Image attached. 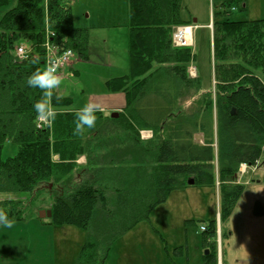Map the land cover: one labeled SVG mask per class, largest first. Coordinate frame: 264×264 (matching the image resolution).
I'll return each mask as SVG.
<instances>
[{"label":"trees","instance_id":"1","mask_svg":"<svg viewBox=\"0 0 264 264\" xmlns=\"http://www.w3.org/2000/svg\"><path fill=\"white\" fill-rule=\"evenodd\" d=\"M182 1L129 0L130 73L106 82L109 92L125 95L126 106L116 119L95 111V126L76 134L70 99L45 96L27 78L46 68L47 44L87 60L89 31L74 24L69 0H0V7L13 5L0 19V194L27 195L1 199L0 211L23 222L40 196L50 195V223L86 232L76 264H105L112 244L149 220L173 191L188 188L190 178L200 186L219 183L227 219L244 190L236 184L240 166L263 156L264 19L232 21L231 7L244 8L245 0L221 5L213 20L215 85L204 89L189 75L192 48L172 42L176 27L191 25ZM22 41L32 47L26 61L14 55ZM38 101L53 109L43 129ZM146 130L153 133L147 142L140 136ZM197 134L204 144L195 142ZM8 142L18 151L4 159ZM82 156L85 165L77 163ZM206 227L215 237L216 222ZM216 248L209 244L204 264H218Z\"/></svg>","mask_w":264,"mask_h":264},{"label":"rangeland","instance_id":"2","mask_svg":"<svg viewBox=\"0 0 264 264\" xmlns=\"http://www.w3.org/2000/svg\"><path fill=\"white\" fill-rule=\"evenodd\" d=\"M225 1H182V15L186 21L191 22L189 26L193 28L190 29L193 34L190 43L181 48H192L196 58L189 68V75L194 77L198 72L204 89H209L211 83L212 87L215 85L212 74L213 20ZM69 2L77 26L89 31V57L82 60L73 51L74 57L72 56L67 66L59 71L61 83L51 90V94L56 92L66 94L71 101L66 109L79 110L104 95L115 94L106 88L107 80L130 73L129 0H69ZM245 4L247 5L245 9L243 3L231 7L229 18L232 21L264 19V0H245ZM12 7L13 5L0 7V19ZM107 11L114 17V21L106 17ZM99 14H104V17L96 18ZM25 45L28 52L32 53L31 45ZM140 136L143 141L152 139L146 140L145 135ZM195 142L204 144L203 135L197 134ZM17 151L18 146L8 142L3 150V158L13 157ZM236 184H242L244 190L227 219L223 217L219 183L216 187L188 185L186 189L173 191L165 203L154 209L149 220L139 223L115 242L106 264H204V256L209 251L207 248L211 243L217 246L218 264H264L263 159L257 167L239 168ZM16 198H27V195L0 194V200ZM50 201V195L40 196V199L29 208L32 217L26 222L32 220L40 222L33 212L47 210ZM46 220L50 223V218ZM210 221L216 222L215 237L208 231L206 233L201 231V228L206 227ZM81 233L86 235L84 230ZM37 236L40 245L43 246V235L36 233ZM64 251L65 245L60 244L52 252L54 256L42 250L20 252V256L23 257L17 264H59V256Z\"/></svg>","mask_w":264,"mask_h":264},{"label":"crops","instance_id":"3","mask_svg":"<svg viewBox=\"0 0 264 264\" xmlns=\"http://www.w3.org/2000/svg\"><path fill=\"white\" fill-rule=\"evenodd\" d=\"M244 6L245 9L247 6L245 4V1H244ZM103 17L104 14H99L97 15L96 18H103ZM106 17L114 21V17L111 15V13H109V11H107ZM73 20L76 27H79L77 26V21L74 15H73ZM210 23H212V21ZM79 28H84V27L80 26ZM195 77H198V72H196V75L191 78H195ZM211 87H212V83H211ZM56 93L59 97L68 98L66 94H63L61 92L59 93L56 92ZM92 104L96 105L95 111H100L107 115H111L113 113H119L124 109V107L126 106V97L123 93L108 94L102 96L100 99L95 100ZM141 135L142 136L145 135L144 138H146V140H148L149 138L151 139L153 137V133L148 130L141 131ZM86 161H87L86 158L82 156L79 158L77 163L80 165H85ZM245 165L246 164H242L240 168ZM34 229H36V231H34ZM83 230L76 226H70V225L58 226L48 222H41V221L38 222L36 220H32L29 222L23 221L22 223L20 222L12 223L10 227L0 226V264H17L19 261H21L23 257L20 256V252L24 253L25 251H31V250L32 252L33 251L39 252L42 250L43 252H49L52 256H54L52 252L55 250V247H58L60 244L65 245V251L62 253V255L59 256L58 263L76 264L78 256L82 251L86 241V235L84 236L81 233L83 232ZM36 233H40L43 235L42 237L43 246L40 245L39 238L38 236L36 237ZM119 239H117L116 241H118ZM115 242L112 244V246L115 244ZM57 244L58 246H56Z\"/></svg>","mask_w":264,"mask_h":264},{"label":"clouds","instance_id":"4","mask_svg":"<svg viewBox=\"0 0 264 264\" xmlns=\"http://www.w3.org/2000/svg\"><path fill=\"white\" fill-rule=\"evenodd\" d=\"M60 83L61 77L57 72V63L55 61L49 64L43 71L37 70L27 78L28 86L43 89L45 96H51V90L56 88ZM34 107L39 115H45L51 111L49 105L44 101H38ZM95 110L96 105L89 103L77 111V123L74 130L76 134H81L85 126L89 129L95 126L97 119ZM11 224L12 221L7 214L0 211V226L10 227Z\"/></svg>","mask_w":264,"mask_h":264},{"label":"built area","instance_id":"5","mask_svg":"<svg viewBox=\"0 0 264 264\" xmlns=\"http://www.w3.org/2000/svg\"><path fill=\"white\" fill-rule=\"evenodd\" d=\"M192 27H177L172 33L173 44L176 47L187 46L192 40ZM185 34V35H184ZM53 35V34H52ZM47 49V66L53 61L57 63V72L65 68L69 61H71L73 52L71 50H62L56 45H46ZM15 56L19 60H27L30 55L28 48L25 44H21L15 50ZM74 57V56H73ZM49 122L46 116H41L38 118V128L43 129L48 126ZM202 230H205L203 227Z\"/></svg>","mask_w":264,"mask_h":264},{"label":"water","instance_id":"6","mask_svg":"<svg viewBox=\"0 0 264 264\" xmlns=\"http://www.w3.org/2000/svg\"><path fill=\"white\" fill-rule=\"evenodd\" d=\"M194 22H196V20H194ZM118 117H119V114L118 113H113L111 115V118H113V119H116ZM263 164H264V161H263ZM194 184H195L194 179L190 178L188 180V185L193 186ZM38 215H39V218L41 220H44V219H47V218H51L52 217V211L51 210H42V211L39 212ZM206 254H209V251H207Z\"/></svg>","mask_w":264,"mask_h":264},{"label":"bare ground","instance_id":"7","mask_svg":"<svg viewBox=\"0 0 264 264\" xmlns=\"http://www.w3.org/2000/svg\"><path fill=\"white\" fill-rule=\"evenodd\" d=\"M193 34V33H192ZM185 35V34H184Z\"/></svg>","mask_w":264,"mask_h":264}]
</instances>
